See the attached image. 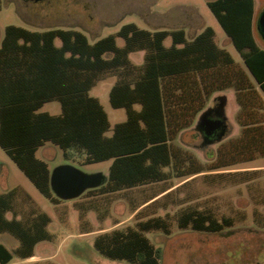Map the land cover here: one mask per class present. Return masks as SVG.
I'll list each match as a JSON object with an SVG mask.
<instances>
[{
	"label": "trees",
	"instance_id": "trees-1",
	"mask_svg": "<svg viewBox=\"0 0 264 264\" xmlns=\"http://www.w3.org/2000/svg\"><path fill=\"white\" fill-rule=\"evenodd\" d=\"M207 4L255 81L218 46L211 26L190 40L183 28L148 29L128 22L116 33L91 42L76 28L32 30L9 24L0 46V146L47 195L51 171L36 153L48 141L58 144L71 160L80 153L92 163L113 160L106 184L88 192L166 182L172 177L166 171L170 167L174 177H192L264 157V44L256 37L255 0H208ZM2 5L0 0V13ZM260 38L264 43V37ZM140 50L145 51L144 61L137 64L130 54ZM107 76L116 77L110 90L112 106L127 111V119L115 124L112 135L107 134L111 128L108 112L90 94ZM229 87L235 89L241 130L237 136L221 140L214 159L203 165L192 152L172 142L195 124L214 93ZM53 100L61 103L60 114L39 111ZM136 104L141 105L139 110ZM174 186L164 187L145 203L157 201ZM20 194L33 202L19 186L0 194V231L21 240L16 253L26 259L34 256L36 243L52 240L47 229L52 217L35 203L31 209L18 206ZM210 211L182 207L177 224L222 229L221 221ZM222 220L233 223L231 217ZM152 230L170 233L169 221L157 216L130 226L128 232L116 230L118 234L108 245L116 255L139 264H160L162 248H155L145 234ZM13 257L0 243V264H9Z\"/></svg>",
	"mask_w": 264,
	"mask_h": 264
},
{
	"label": "rangeland",
	"instance_id": "rangeland-1",
	"mask_svg": "<svg viewBox=\"0 0 264 264\" xmlns=\"http://www.w3.org/2000/svg\"><path fill=\"white\" fill-rule=\"evenodd\" d=\"M207 2L3 0L0 46L9 24L32 30L76 28L87 34L91 42L116 32L128 22H136L140 27L148 29L183 28L188 38H192L203 27L212 25L217 29L218 36L225 35ZM256 7L261 13L264 0H256ZM57 42L60 43V40ZM119 42L123 45L121 39ZM166 42L170 44L171 39ZM236 56L241 59L237 52ZM134 59L135 62L141 61L143 54L136 53ZM115 80L116 77L107 76L90 92L100 98L108 112L111 122L108 135H112L116 123L127 119L126 108H115L110 101V89ZM234 91L233 87H229L214 93L206 108L199 113L195 124L182 131L172 142L173 145L192 152L203 165L210 163L221 145L220 141L239 134L236 120L239 104ZM223 102L227 133L222 139L206 141L197 129L198 119L203 112L211 107H220ZM42 110L59 113L61 104L57 100L50 101ZM36 156L46 162L51 172L57 166L68 163L89 173L103 172L108 175L113 163L112 159L88 162L84 153H80L74 160L68 159L62 148L53 142L38 149ZM256 164H264V157L192 177H174L175 173L170 167L166 171L172 177L166 182H153L113 192H105V188L90 192L88 189L78 198L62 200L53 191L51 183L50 195L42 193L0 146V194L19 186L32 196L33 202L20 194L18 206L31 209L32 203H35L40 211H46L52 217V222L47 226L52 233V240L36 243L33 246V257L23 259L16 253L21 240L8 231H0V243L14 255L9 264H139L126 256L116 255L115 251H111L108 240L120 232H128L130 226L136 227L141 221L162 216L169 221L170 233L162 230L145 232L155 248H162L160 264H264V170L256 174L240 170ZM171 185L175 186L168 194L165 192L157 197V201L145 203L164 187ZM186 206L194 209L209 208L212 215L221 221L223 228L214 231L197 229L193 225L179 227L177 213ZM7 216L12 218V213ZM222 217H231L233 223L223 222ZM116 230L120 231L115 233ZM26 250L28 247L23 249Z\"/></svg>",
	"mask_w": 264,
	"mask_h": 264
},
{
	"label": "water",
	"instance_id": "water-1",
	"mask_svg": "<svg viewBox=\"0 0 264 264\" xmlns=\"http://www.w3.org/2000/svg\"><path fill=\"white\" fill-rule=\"evenodd\" d=\"M40 2L42 0H28ZM258 29L264 37V10L258 19ZM225 103L223 102V109ZM209 110L202 113L196 124L197 129L204 133L206 141L212 140L214 135L222 139L227 133V117H210ZM223 112V111H222ZM224 114V112H223ZM105 181L103 172H86L73 164H61L51 172L50 183L53 191L62 200H72L80 197L88 189L96 188Z\"/></svg>",
	"mask_w": 264,
	"mask_h": 264
},
{
	"label": "crops",
	"instance_id": "crops-1",
	"mask_svg": "<svg viewBox=\"0 0 264 264\" xmlns=\"http://www.w3.org/2000/svg\"><path fill=\"white\" fill-rule=\"evenodd\" d=\"M255 12H256V17H255V24H256V30H258V32L256 31V37H257V39H258V41H259V43L261 44V45H263L264 43H263V41H262V39L260 38L261 37V32L259 31V29H258V19H259V16H260V12H259V10L257 9V7H256V0H255ZM214 14V13H213ZM216 17V16H215ZM217 19V18H216ZM218 20V19H217ZM219 22V21H218ZM219 24H220V22H219ZM221 25V24H220ZM207 26H211V27H213L212 25H207ZM207 26H205V27H203L201 30H199L196 34H194V36L192 37V38H188V35L186 34V36H187V38L188 39H193L194 37H196L198 34H200ZM221 27H222V25H221ZM223 28V27H222ZM120 29V28H119ZM213 29L215 30V41H216V43L218 44V46L219 47H221V48H224V49H226L231 55H232V57L234 58V60L236 61V62H238L239 64H240V66L244 69V70H246L249 74H250V76H251V79L253 80V81H255L254 80V78H253V76L251 75V73L249 72V70H248V67H247V65L245 64V62H244V60H243V58L241 57V54H240V52L236 49V47L234 46V44L232 43V40H231V38L227 35V33L225 32V30H224V28H223V30H224V32H225V35H222V36H218V31H217V29H215V27H213ZM118 31V30H117ZM116 31V32H117ZM116 32H113V33H116ZM186 32V31H185ZM109 34H111V33H109ZM106 36V35H105ZM103 37V36H102ZM263 37V36H262ZM119 39H121V38H119ZM119 39H118V42H119ZM168 39H171L170 37H168L167 39H166V41L168 40ZM122 40V39H121ZM123 41V40H122ZM124 42V41H123ZM119 44H120V42H119ZM166 44H167V42H166ZM172 44V39H171V43L170 44H167L168 46H170ZM121 45V44H120ZM236 52H237V54H239V56H240V58L241 59H239V58H237V56H236ZM136 53H141V54H143V59H141V61H139V62H135V59H134V56H135V54ZM144 54H145V51H143V50H140V51H136V52H132L131 54H130V58L135 62V63H137V64H141L143 61H144ZM113 86V85H112ZM111 86V87H112ZM93 89V88H92ZM111 90V89H110ZM91 92V91H90ZM91 94V93H90ZM234 94H235V97H236V93H235V91H234ZM92 95V94H91ZM94 96V95H93ZM97 97V96H96ZM99 98V97H98ZM100 99V98H99ZM54 101V100H53ZM58 101V100H57ZM101 101V100H100ZM50 102V101H49ZM48 103V102H47ZM47 103H45L44 104V106L47 104ZM102 103V102H101ZM61 104V103H60ZM43 106V107H44ZM136 107V109H140L141 108V105L140 104H136L135 105ZM42 107V108H43ZM42 108H40L39 109V111H42V112H49V113H51L50 111H47V110H42ZM239 110V109H238ZM238 110H237V112H238ZM62 112V105H61V111L59 112V113H55V114H60ZM51 114H53V113H51ZM237 114V113H236ZM126 120V119H125ZM124 120V121H125ZM111 123V122H110ZM119 123V122H118ZM238 123V122H237ZM117 124V123H116ZM239 125V124H238ZM239 128H240V130H241V127H240V125H239ZM240 130H239V132H240ZM112 134H113V132H112ZM48 142H51V141H48ZM48 142H46L44 145H46ZM43 145V146H44ZM42 147V146H41ZM40 147V148H41ZM39 148V149H40ZM258 159V158H257ZM257 159H255V160H257ZM252 161H254V160H252ZM240 170H255V171H260V170H264V164H256V165H253V166H246V167H243V168H240Z\"/></svg>",
	"mask_w": 264,
	"mask_h": 264
},
{
	"label": "flooded vegetation",
	"instance_id": "flooded-vegetation-1",
	"mask_svg": "<svg viewBox=\"0 0 264 264\" xmlns=\"http://www.w3.org/2000/svg\"><path fill=\"white\" fill-rule=\"evenodd\" d=\"M222 111H223V106L222 105L220 107H214V108L211 107L210 108V111H209L210 117H212V118H218V117H220L222 115H225V114H223ZM201 133L204 136V133L203 132H201ZM217 137H218V135H214L212 137V140L216 139ZM212 140L210 139V141H212Z\"/></svg>",
	"mask_w": 264,
	"mask_h": 264
}]
</instances>
